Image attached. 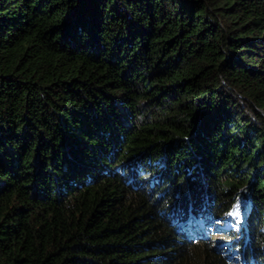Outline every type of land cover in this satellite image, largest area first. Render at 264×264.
Segmentation results:
<instances>
[{"label": "trees", "instance_id": "1", "mask_svg": "<svg viewBox=\"0 0 264 264\" xmlns=\"http://www.w3.org/2000/svg\"><path fill=\"white\" fill-rule=\"evenodd\" d=\"M0 264H264V0H0Z\"/></svg>", "mask_w": 264, "mask_h": 264}, {"label": "snow or ice", "instance_id": "2", "mask_svg": "<svg viewBox=\"0 0 264 264\" xmlns=\"http://www.w3.org/2000/svg\"><path fill=\"white\" fill-rule=\"evenodd\" d=\"M235 216H238V212L234 214V218H235ZM237 223H239V221H237Z\"/></svg>", "mask_w": 264, "mask_h": 264}]
</instances>
